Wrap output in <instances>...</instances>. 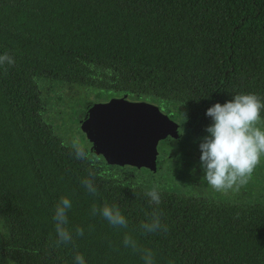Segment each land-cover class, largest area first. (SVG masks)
<instances>
[{"label":"trees","instance_id":"1","mask_svg":"<svg viewBox=\"0 0 264 264\" xmlns=\"http://www.w3.org/2000/svg\"><path fill=\"white\" fill-rule=\"evenodd\" d=\"M5 52L15 64L0 66V264H74L77 253L86 264H144L124 247L126 232L156 264H264L263 206L169 192L150 205V186L76 159L43 110L51 85L93 78L172 96L198 113L240 93L264 98V0H0ZM89 172L96 195L81 183ZM64 196L72 201L67 227L84 235L53 248ZM105 203L120 207L127 229L91 214ZM154 210L167 233L141 231Z\"/></svg>","mask_w":264,"mask_h":264},{"label":"flooded vegetation","instance_id":"2","mask_svg":"<svg viewBox=\"0 0 264 264\" xmlns=\"http://www.w3.org/2000/svg\"><path fill=\"white\" fill-rule=\"evenodd\" d=\"M123 96L126 100L151 106L152 111H146L145 115L152 124L155 122L153 113L160 112L166 116L168 123L175 125L173 135L168 134L166 138L158 139L154 144L155 165L152 168L118 164L112 162L111 156L107 153L91 151L92 142L85 137L80 128L79 117L87 106L104 104L110 99H119ZM49 98L43 110L50 116L53 115L56 123L60 124L61 139L73 145L74 141L69 139L68 135L73 133L72 126L75 125L87 143L85 147L88 150V158L99 173L120 182L150 186L151 189L157 188L159 192L186 195L195 199H213L240 207H264V154L261 155L260 163L245 185L221 193L213 191L207 184L201 167L199 147L203 138L209 135L206 128L212 123L205 110L200 113L197 109L189 111L187 105L172 96L159 97L144 93L142 90L133 91L110 84L101 85L95 78L90 84L76 85L70 82V84L51 85ZM141 122L150 126L142 117ZM255 126L264 130V120L257 122ZM59 128L56 127V131ZM179 135L184 136L186 141L181 142L177 139ZM141 170L148 173L141 175L138 173Z\"/></svg>","mask_w":264,"mask_h":264},{"label":"clouds","instance_id":"3","mask_svg":"<svg viewBox=\"0 0 264 264\" xmlns=\"http://www.w3.org/2000/svg\"><path fill=\"white\" fill-rule=\"evenodd\" d=\"M14 64L12 55L7 52L0 54V66ZM262 113L264 98L255 93L236 94L225 103L217 102L207 109L206 115L212 119V123L206 128L209 135L199 145L200 161L204 179L213 191L226 193L234 187L245 185L253 175L264 154V130L255 126L264 120ZM72 151L76 159L87 160L88 150L84 145L74 142ZM81 183L90 194H97L93 173L89 172ZM145 195L150 205L161 204V194L157 188L148 190ZM71 208L72 201L67 196L61 197L55 206L53 220L56 238L51 243L53 248L74 243L76 237L84 235V229L80 226L75 228L74 233L67 227ZM91 214L102 216L114 228H128V220L117 204L105 203L103 207L93 204ZM140 229L145 234L167 233L168 226L162 222V213L154 210L140 224ZM123 244L133 252L140 253L144 264H156L155 253L150 248H141L130 233L124 234ZM74 264H86L84 255L77 253Z\"/></svg>","mask_w":264,"mask_h":264},{"label":"water","instance_id":"4","mask_svg":"<svg viewBox=\"0 0 264 264\" xmlns=\"http://www.w3.org/2000/svg\"><path fill=\"white\" fill-rule=\"evenodd\" d=\"M146 111L151 112V106L126 100L125 96L110 99L104 104L87 106L79 117L80 128L92 142L91 151L107 153L118 164L152 168L154 144L168 134L173 135L175 125L168 123L160 112L153 113L152 124L147 120ZM141 117L150 126L141 122Z\"/></svg>","mask_w":264,"mask_h":264},{"label":"rangeland","instance_id":"5","mask_svg":"<svg viewBox=\"0 0 264 264\" xmlns=\"http://www.w3.org/2000/svg\"><path fill=\"white\" fill-rule=\"evenodd\" d=\"M72 127H73V130H72L73 133L72 134H69L68 135V138L69 139H72L75 143H79V144H82V145L85 146L87 143L83 139V137L81 136L80 132L75 128V125H73ZM180 135L177 137V139H180L181 142H185L186 141V138L184 136H180ZM107 160H109V159L107 158ZM138 173L141 174V175H145L148 172H146L144 170H141Z\"/></svg>","mask_w":264,"mask_h":264}]
</instances>
